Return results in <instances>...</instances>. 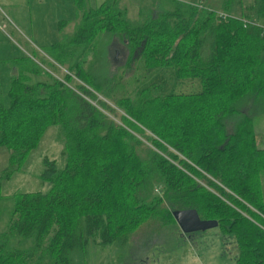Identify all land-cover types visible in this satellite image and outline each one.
Segmentation results:
<instances>
[{"label":"trees","instance_id":"1","mask_svg":"<svg viewBox=\"0 0 264 264\" xmlns=\"http://www.w3.org/2000/svg\"><path fill=\"white\" fill-rule=\"evenodd\" d=\"M73 3V33L46 48L55 65L70 62L62 80L32 83L39 69L12 62L9 104L0 106L5 176L52 126L63 164L42 159L45 193L0 194V264H87L89 249L123 248L161 204L163 224L193 209L231 239L234 264H264V149L253 127L264 115V33L244 25L264 24V0H220L224 20L207 6L159 0L136 22L115 0L94 10ZM104 38L125 53L115 72ZM73 77L80 84L70 88ZM97 97L149 132L157 152L141 148L124 127L142 130L127 118L109 119L114 111Z\"/></svg>","mask_w":264,"mask_h":264},{"label":"rangeland","instance_id":"2","mask_svg":"<svg viewBox=\"0 0 264 264\" xmlns=\"http://www.w3.org/2000/svg\"><path fill=\"white\" fill-rule=\"evenodd\" d=\"M94 1L95 0H86V7L94 8ZM122 1L123 7L125 8L126 19L130 22H136L138 19L137 7L141 6V9L149 10L151 9V4L153 6L158 0ZM180 1L199 5L196 0ZM249 1L250 0H244L245 3ZM200 3L202 6H207L214 11H220V0H200ZM46 7L50 8L52 11ZM0 8L2 12L9 16L10 21L12 23L15 22L21 28L25 36L34 43V47L29 43L24 44L21 41H16L19 46L15 45V42H11L16 40L12 28H9V30L5 26L3 28L0 22V27L8 36H2L0 34V106L6 108L9 104L7 94L11 80L10 71L15 69L12 66L13 61H31L30 63L39 69L40 73L31 77L32 83L48 82L50 81L48 80L49 78L58 80L63 79L70 62L64 67L55 65L51 57L49 58L47 55L46 48L57 42L62 43L66 38L68 39L74 31L77 20L74 21V16L72 17V13H70L69 8L67 9V3H65L64 0L46 2V15L50 17L36 18L32 14L35 12L31 10L30 15L32 22L30 27H28L27 24L23 26L20 22L10 17L6 9L2 6ZM55 9L57 10L54 11ZM57 13L60 16L58 19L59 21H69L67 25H62L60 29H58L59 35H57L56 28L52 27L53 25L50 26V29L48 27L49 23L52 22L53 24L56 21L55 15ZM27 19L26 17L25 22H27ZM39 22H41V24L44 23V26L41 24H39L40 27L35 26V24ZM104 40L108 47V70L109 72H115L124 62V50L121 43L116 39L108 40L104 38ZM16 51H18V53ZM88 59L90 60L91 56H89ZM78 84H80V82L73 77L68 86L74 88ZM97 98L114 111V113H107L109 119L120 121L119 119L121 117L127 118L120 109L114 107L112 102L104 101L100 97ZM93 104L95 105V103ZM247 107L248 103H246L245 108ZM127 120L135 127L142 130V133H138V130L127 128L125 125V127L122 126L138 138L141 142L142 149L149 148L153 151L154 148L146 138L152 137L151 134L128 118ZM253 127L256 135L257 147L264 149V115L254 118ZM63 146V137L58 127H48L42 135L37 147L27 154L23 167L19 169V171H14L8 177L5 176V173L10 170L7 169L9 168L7 164L8 152L4 148H0V194L9 196L16 192L45 193L49 185H42L38 179L42 171L41 161L46 157L48 160L54 161L58 167H62L63 160L60 157V152L63 150ZM154 151L157 152L156 150ZM167 151L174 153L169 148H167ZM162 155L167 157L165 153ZM214 183L217 184L216 182ZM261 185L264 199V172L261 173ZM156 195L159 194L157 193ZM158 209L164 211L166 206L161 204ZM160 210H157L158 214L156 216L142 222L138 228L129 235L127 243L123 248L120 249L111 245L105 247L95 246L92 250L89 249L87 264H234V257L236 256L234 245L231 239L223 236L216 227L205 232L182 235L174 221L171 224H169V221L166 224L162 223V220L159 218Z\"/></svg>","mask_w":264,"mask_h":264},{"label":"crops","instance_id":"3","mask_svg":"<svg viewBox=\"0 0 264 264\" xmlns=\"http://www.w3.org/2000/svg\"><path fill=\"white\" fill-rule=\"evenodd\" d=\"M52 0H0V7L2 6L4 9H6L8 12V14L10 15V17L14 18L17 22H20L23 26H25V24H27L28 27L31 26V10H33L35 13H32L34 17L36 18H46V17H50V16H47L46 15V9H45V4L46 2H51ZM65 3H67V9L69 8L70 10V13H72V17L74 16V21H76V14H75V9H74V3H73V0H64ZM105 1L107 0H95V6L94 8H87L86 7V0H83V7L85 8V10H94V9H97L101 4H103ZM117 3H118V6L121 8V9H124L125 8L123 7V1L122 0H115ZM122 1V2H121ZM159 1V0H158ZM155 4H151V9L149 10H145V9H141L142 7L141 6H138L137 7V10H138V15L139 13L141 12H150L154 9H156L157 7V2ZM47 8V7H46ZM49 9L50 11H52L50 8H47ZM57 9H55L54 11H56ZM59 12V11H58ZM137 15V16H138ZM28 18L27 19V22H25V18ZM56 17V21L52 24L49 23L48 24V27L49 29L51 28L50 26L56 28V32L58 33L57 35H59V31H58V24L63 22V25H67V23L69 21L67 20H62V21H59V14L57 13L55 15ZM70 17V16H69ZM0 22L2 23L3 25V28L4 26L6 28H12V32H14L15 34V37H16V40L14 41H11L9 38V40L11 42H15V45H18L19 44L17 43L18 41H21L22 43H29L31 46L34 47V43L32 42V40H30L27 36H25V34L21 31V28L15 23V22H11L10 19H9V16H7V14H5L4 12H2L1 8H0ZM8 24H6V23ZM39 24H41V22L39 23H36L35 26H39ZM11 25V26H10ZM41 25L44 26V23H42ZM0 34L2 36H5L6 33L2 30V28L0 27ZM7 36V35H6ZM8 37V36H7ZM6 38V37H5ZM17 41V42H16ZM53 45V44H52ZM51 46V45H50ZM18 53V51H16ZM15 69H12L10 71V79L15 76Z\"/></svg>","mask_w":264,"mask_h":264},{"label":"water","instance_id":"4","mask_svg":"<svg viewBox=\"0 0 264 264\" xmlns=\"http://www.w3.org/2000/svg\"><path fill=\"white\" fill-rule=\"evenodd\" d=\"M171 217L182 235L205 232L217 226L215 221L201 220L193 209L172 211Z\"/></svg>","mask_w":264,"mask_h":264},{"label":"built area","instance_id":"5","mask_svg":"<svg viewBox=\"0 0 264 264\" xmlns=\"http://www.w3.org/2000/svg\"><path fill=\"white\" fill-rule=\"evenodd\" d=\"M198 3H199V5H197V4H194L197 8H202L203 6L201 5V3H200V0H196ZM215 14H216V16L219 18V19H221V20H224V19H226V18H230V16H228V15H226V14H224V13H222L221 11H215ZM247 24H250L251 26H255V27H257V28H260L262 31H263V33H264V24H262V23H258V22H251V23H247V22H244V25L246 26Z\"/></svg>","mask_w":264,"mask_h":264}]
</instances>
